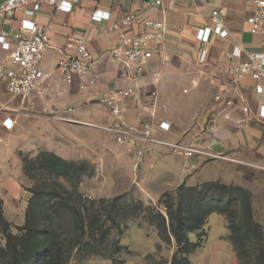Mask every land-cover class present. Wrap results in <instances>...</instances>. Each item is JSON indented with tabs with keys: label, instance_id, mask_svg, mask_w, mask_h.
<instances>
[{
	"label": "crops",
	"instance_id": "1",
	"mask_svg": "<svg viewBox=\"0 0 264 264\" xmlns=\"http://www.w3.org/2000/svg\"><path fill=\"white\" fill-rule=\"evenodd\" d=\"M1 1V0H0ZM144 1L138 12L142 19H163L166 23L165 42L161 53L152 58L141 82L140 94L130 100L126 117L135 125L143 121L165 120L169 131L158 135L169 141L190 142L199 138L211 142L213 151L222 157L192 159L188 171L185 157L162 145H151L144 161L136 165L132 156L117 145L112 134L105 130L113 116L101 101L111 89L124 86L121 66L111 60L117 44L118 32H109L106 21H95L92 14L100 9L120 18ZM152 0H80L73 12L55 11L44 5L37 14L40 25H50V44L41 59L44 81L28 98L14 96L0 88V201L3 213L12 226L25 224L30 184L25 160L41 151L53 152L68 160H86L96 169L87 186L105 197L119 195L136 186L145 190L143 197H159L164 190L181 184L195 186L209 180L248 188L253 194V213L264 229V118L258 115L254 78L246 76L240 91L249 110L240 106L239 96L231 88L229 68L231 60L244 59L246 54L237 46L241 42L247 51L264 52V33H252L247 17L251 13L246 0H214L223 10L227 38L211 35L208 42L197 38V30L210 24V10L201 2L166 1L155 6ZM18 14L13 19L0 17V29L16 30ZM128 30V28H124ZM71 35L83 38L96 57L97 83L85 90L79 81L68 84L62 79L58 64L64 56L66 42ZM6 54L0 48V64ZM158 80L159 93L152 104L151 84ZM197 83L194 84L193 82ZM221 94L222 99L216 100ZM232 97L235 104L226 105ZM153 112V117L151 116ZM63 115L78 121H62L52 117ZM11 118V129L3 125ZM122 178V180H121ZM138 189V188H137ZM202 244L189 257L191 264H241L229 238L231 230L225 215L211 213L206 220ZM139 241L121 240V244L144 243L150 247L161 244L157 232L149 237L140 227ZM146 229V228H145ZM192 233V232H191ZM199 231L193 232L194 242ZM149 242L147 243L148 241ZM133 249V248H132ZM144 249L138 257L126 258L123 264H148ZM168 260L166 264H170ZM89 264H111L109 260L90 261Z\"/></svg>",
	"mask_w": 264,
	"mask_h": 264
},
{
	"label": "built area",
	"instance_id": "2",
	"mask_svg": "<svg viewBox=\"0 0 264 264\" xmlns=\"http://www.w3.org/2000/svg\"><path fill=\"white\" fill-rule=\"evenodd\" d=\"M80 0H1L0 17L13 19L18 14L19 27L16 30L0 29V48L6 58L0 64V88L7 93L28 98L33 91L42 84L46 74L42 71L41 59L49 47L50 25H40L36 21L37 14L44 5L51 6L55 11L73 12ZM186 1L201 2L210 10V24L197 30V38L208 42L211 35L227 38L230 34L226 27L222 8L212 5L214 0H152L155 6H162L164 2ZM251 8L247 17L252 33H264V0H246ZM144 1L137 4L135 9L128 11L120 18H113L111 12L97 9L92 14L95 21H106L109 32H118L117 44L111 52V60L119 64L123 70L124 86L106 91L101 101L109 108L113 120L105 126V130L112 134L118 146L124 148L133 158L136 165L141 164L151 145H162L170 148L174 153L182 155L186 160L189 171L193 167L192 159L196 157L204 160L222 157L213 151L211 142L195 138L190 142L169 141L158 135L159 132L169 131L170 123L165 120L154 121L148 119L141 124H133L125 115L130 100H136L140 94L141 82L145 77L152 58L161 53L166 36V23L163 19L143 18L141 28H134L138 23V12ZM124 28H128L125 30ZM239 49L246 54L244 59L235 61L233 54L226 52L231 60L229 81L231 88L239 96L240 106L249 110V104L242 95L240 88L246 76L254 78V91L257 96L258 115L264 118V52L245 50L241 42H237ZM96 57L89 50L83 38L71 35L65 47L64 56L58 64L62 79L68 84L79 81V88L97 83ZM194 84L197 82L194 81ZM159 93L158 80L151 84L149 97L154 104ZM216 100H221L218 94ZM226 105L232 106V97L225 99ZM153 117V112L150 113ZM52 117L62 121H78L63 115ZM3 125L11 129L14 125L11 118H6Z\"/></svg>",
	"mask_w": 264,
	"mask_h": 264
},
{
	"label": "trees",
	"instance_id": "3",
	"mask_svg": "<svg viewBox=\"0 0 264 264\" xmlns=\"http://www.w3.org/2000/svg\"><path fill=\"white\" fill-rule=\"evenodd\" d=\"M86 166V162L79 164L49 151H41L36 157L25 160V171L28 174L37 168L42 174L56 172L58 177L72 174L77 179L82 173L81 167L83 169ZM42 183L46 182L41 181L39 185ZM55 191L60 192L48 188L34 191L25 224L18 227L23 231L21 235L11 233L12 225L2 213L0 223H3V231L7 233V243L0 247V264H69L75 249L76 254L83 251L87 243L84 238L95 237L98 229L103 228V213L89 214L90 209L82 203L83 195L78 194L72 202L63 203V194L60 192L56 195ZM43 205H50L53 209L49 211ZM61 206L66 208L65 211L60 210ZM166 207L167 216L158 213L154 217L158 220L159 234L163 240L171 242L172 237L176 240L178 250L174 252L170 264H191L189 255L202 244L204 235L197 236L198 240L192 242L188 234L201 230L211 213L226 216L231 230L229 238L241 264H252L253 256L247 247L253 236H258L262 242L264 240L262 226L254 219L252 194L242 186L223 183L221 180H209L195 186L182 184L176 191L175 199L172 197ZM63 215H66L65 223L68 226L65 234L69 237L62 233L63 220L57 221ZM109 230L105 228L101 232V243L106 241ZM88 245L95 249L94 242ZM124 248V245L117 242L111 245L110 252L101 253L95 249L93 253L121 263L115 254ZM255 258L259 260L258 264H264V248Z\"/></svg>",
	"mask_w": 264,
	"mask_h": 264
},
{
	"label": "rangeland",
	"instance_id": "4",
	"mask_svg": "<svg viewBox=\"0 0 264 264\" xmlns=\"http://www.w3.org/2000/svg\"><path fill=\"white\" fill-rule=\"evenodd\" d=\"M71 161H75L79 164H81L82 162L87 163V166L85 168L82 169L81 167L82 173H80L79 179L74 178L72 174L71 176L62 175L60 177L57 176L56 172H52V173L43 172L42 174V172H39V169L35 168L36 170H31L30 171L31 173L28 174L29 175L28 179L30 181V184L25 186L28 195L30 196L29 203H30V199L34 196L35 190L40 191V189L42 188H48L53 190L54 189L60 190V192L63 194V198L61 199L63 203L72 202L73 200L76 199L78 194L83 195L84 200L82 203L86 204L85 208L90 209L88 211L89 214L96 215L97 213L99 214L101 212L103 213L101 219L104 221L103 228L98 229L96 233L97 235H95V237L86 236L84 238L85 242L87 243L83 246V251L80 254H76V249H75L72 256L70 257L69 264H89L91 260L92 261L109 260L111 261V264H123L126 258L138 257L140 255L139 249H144L143 251L147 252L144 253L146 254V256L144 257L145 260L148 261V264H166L168 260H172L174 252L178 250L176 240L174 237H172L171 242H166L165 240H163V238L159 234L158 220L155 219L154 216L157 215L158 213H163L164 215L167 216L166 204L168 202H171L172 197L173 199H175L176 191L180 185L171 190L170 189L164 190L162 194L155 199L151 197L144 198L143 194L145 193L144 192L145 190L139 187H137L138 188L137 189L135 188L136 186L132 187L128 191L121 193L119 195L105 197L96 190H94L96 187L99 186L96 185L92 187L87 186V183L92 179V177L96 175L97 171L94 165L89 161L82 159L71 160ZM41 181H45L46 183H42L39 185ZM60 192H56V195H58ZM41 195L43 197L42 193ZM118 196H120V198L115 201L114 199ZM252 201H253V194H252ZM49 206L43 205L44 208L49 209V211H51L53 208L52 207L50 208ZM65 209L66 208L64 206L60 207L61 211H65ZM54 210H56V207L54 208ZM67 212H69V210ZM2 213H3V204L0 201V216L2 215ZM61 219L63 220L62 233L65 234L68 230L67 223H65V221H67L66 215H63L62 218H57V221H60ZM204 226L201 230H198L199 233L197 236L205 235ZM18 227L20 226H11L10 231L13 235H21L23 233V231H20L18 229ZM133 227H140L143 228L145 231H148L146 235L149 237L153 234L152 231L157 232L161 240V244H157L155 247L152 246L151 243H150V247L147 246L148 244L145 245L144 243H141L139 245L135 244L134 247H132L133 249L130 248V245L122 244L125 246V248L115 254L117 260H119L121 263L114 262V260L112 259L102 257L101 255H97L93 253L95 249L101 253L110 252L111 245L117 242H120L121 244V240L123 239L128 240L130 244L133 245L132 240L139 241L137 237L139 236V233H135V231H133L134 230ZM105 228H110L109 230L110 233L105 238L106 241L104 243H101L102 236L100 235L101 232L105 230ZM189 235L193 239V232L189 233L188 236ZM64 236L69 237L70 235L65 234ZM258 238H259L258 236H253L247 247L248 252L253 256L252 257L253 260H251L252 264L259 263V260H256L255 257L260 253L261 249L264 248V244H263L264 240L262 242V240ZM197 240L198 238H195L194 242H196ZM93 242L95 244V249L93 248V246L88 245V243L92 244ZM149 242H152L151 239L147 243ZM6 243H7V233L3 231V223H0V247L5 246Z\"/></svg>",
	"mask_w": 264,
	"mask_h": 264
}]
</instances>
